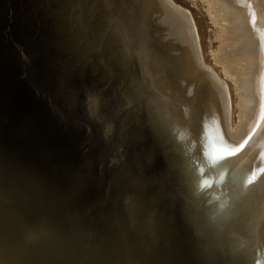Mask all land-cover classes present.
Returning <instances> with one entry per match:
<instances>
[{"label": "water", "instance_id": "water-1", "mask_svg": "<svg viewBox=\"0 0 264 264\" xmlns=\"http://www.w3.org/2000/svg\"><path fill=\"white\" fill-rule=\"evenodd\" d=\"M263 221L178 10L0 0V264H254Z\"/></svg>", "mask_w": 264, "mask_h": 264}, {"label": "rangeland", "instance_id": "rangeland-1", "mask_svg": "<svg viewBox=\"0 0 264 264\" xmlns=\"http://www.w3.org/2000/svg\"><path fill=\"white\" fill-rule=\"evenodd\" d=\"M170 2L175 7L177 6L176 8H181L180 10L185 11L191 17L192 23L194 25V31H196L195 33L197 34V41L199 43L198 47L201 53L200 56L202 57L203 65L207 69V71H205L208 74L210 73L214 75L217 80H220L222 87H225H221L220 92H227L226 100H229L226 102L230 104V107L228 106V113L230 112L228 114V119L230 121L229 125L232 132H236L235 130L247 126L248 129L246 130H249V132L247 131L246 138H250L252 135L254 136L256 131H259L260 133L261 128L264 125V98L257 100L256 104L259 102L258 106L252 107L249 110V113L245 109L244 112L247 113V116L243 122L241 120L242 117L240 115L239 104L241 101V96L243 98L247 95L262 93L261 96L264 97V68H262V74H260V70L258 73H255V70L259 66L254 60L250 62V60L247 61L245 59L247 62L245 63L241 58L235 57V50L241 47V44L246 37L242 32H240V30L239 32L237 30L229 42V44H233L234 47L229 45L226 41L227 33L232 27L231 22L233 20V16L231 14L226 15L224 13L225 11L217 14L214 9L208 8L205 0H170ZM254 2L255 0L253 2L249 0V5L251 3L253 6ZM229 51L234 53L231 57L227 56ZM239 67H243L242 71L236 72L235 69ZM243 71H245V73H243ZM257 77L258 79L255 80ZM210 78L212 79V77ZM258 85H260V87ZM214 89L218 102H220L215 84ZM256 90L258 91L255 92ZM260 102L263 104H260ZM245 128L246 127H244V129ZM241 129L245 131L243 128ZM261 254L264 255V244L261 248ZM255 260L257 261V264H259L256 258ZM260 264H264V258L263 261L260 260Z\"/></svg>", "mask_w": 264, "mask_h": 264}, {"label": "bare ground", "instance_id": "bare-ground-1", "mask_svg": "<svg viewBox=\"0 0 264 264\" xmlns=\"http://www.w3.org/2000/svg\"><path fill=\"white\" fill-rule=\"evenodd\" d=\"M250 1L253 2L254 0L253 1L250 0ZM205 2L207 4L208 8L214 9L217 14L225 11L224 13L226 15L231 14L233 16V20L231 22L232 27H231L230 31L227 33L226 41L229 44V42L231 41L232 36L234 35L235 31L237 32V30H238V32H239V30H240V32H242L246 38L242 42L241 47H239V48H237V50H235V57L241 58L245 63H247L246 60L247 61L250 60V62H252L254 60L256 62V64L259 66L255 70V73L256 72L258 73V71L260 70L261 71L260 74H262V71H263L262 68H264L263 67L264 66V0H255V2H254L255 7H254V5L252 6L251 3L249 5V0H205ZM166 5H167V8L178 10L182 14V16L186 19L187 26H188V29H189V32L191 35V39H192V42H193V45L195 48L196 55H197L200 63L202 64L204 70L207 71V69L203 65L202 57L200 56L201 53H200V50L198 47L199 43L197 41V34L195 33L196 31H194V28H193L194 25L192 23L191 17L185 11L180 10L181 8L180 9L176 8L177 6L175 7L170 2V0H166ZM229 45L234 47L233 44H229ZM232 54H234V53H232V51H229L227 53V56L231 57ZM234 62H238V61H234ZM242 69H243V67H239V68H236L235 71L240 72V71H242ZM243 73H245V71H243ZM209 74H208V76H209ZM210 77H212L214 84L216 86V90L218 92V97L220 100V102H218V103H219V106L221 109L222 116L224 118V123H225L227 131L236 135L237 137L241 138L242 140L257 142V140L264 133V125L261 128L260 133H259V131L258 132L256 131L257 133L255 132V135L254 136L252 135L250 138L247 137L248 139L246 138L247 131L249 132V130H246V129H248L247 126H244V127H246L245 129H244V127H241L246 132L243 131L241 128L235 130L236 132H232L231 127L229 125L230 121L228 119V116H229L228 114L230 113V112L228 113V106L230 104L227 103L229 99L226 100V93L227 92H225L224 91L225 89H224L223 90L224 93H221L220 89L222 87V84H220V80H217L214 77V75H212V74H210ZM257 79H258V77L255 80H257ZM258 86L260 87V85H258ZM222 88H225V87H222ZM261 90H263V89H261ZM257 91L258 90H256L255 92H257ZM261 94L255 93V94L247 95L246 97H243V98L241 96L239 108H240V115L242 117L241 118L242 122L244 121L245 117L247 116V113L244 112L245 109L249 113V110L252 107L258 106L259 102H258V104H256L257 103L256 101L261 99V98H264L261 96ZM263 103L260 102V104H263ZM260 107H262V106H260ZM263 237H264V221L262 223V245L264 244V238ZM263 258H264V255L261 254V260L262 261H263ZM256 259L258 260V263L260 264V259H258V258H256ZM254 264H257L256 260L254 261Z\"/></svg>", "mask_w": 264, "mask_h": 264}]
</instances>
